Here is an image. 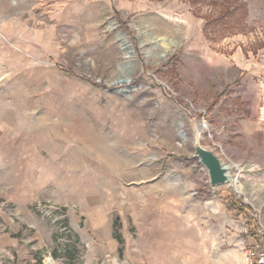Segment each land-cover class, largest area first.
<instances>
[{"label":"rangeland","instance_id":"obj_1","mask_svg":"<svg viewBox=\"0 0 264 264\" xmlns=\"http://www.w3.org/2000/svg\"><path fill=\"white\" fill-rule=\"evenodd\" d=\"M237 49L263 53L264 0H0V264H202L214 230L225 248L199 201L245 206V184L212 187L193 139L227 153Z\"/></svg>","mask_w":264,"mask_h":264},{"label":"crops","instance_id":"obj_2","mask_svg":"<svg viewBox=\"0 0 264 264\" xmlns=\"http://www.w3.org/2000/svg\"><path fill=\"white\" fill-rule=\"evenodd\" d=\"M240 52L238 49L235 50L234 56H230L232 60L227 62L229 65L227 67L233 68V70L240 68L253 72L251 75L240 76L237 86L230 88L233 90L230 93L231 101L236 99L237 103L220 101L215 104L214 108L224 111L227 109L239 111L233 121H226L223 125V140L227 153L222 158L231 167V177L245 184L246 207L245 212L238 216L239 212L236 209H231L225 198L199 201L208 207V212L212 216L221 219L226 224L225 227L228 228L222 231L226 236L225 248H222V241L219 237L221 233L218 230H214L213 233L209 232L208 237L206 234L204 235L205 240L201 246L202 264H245L243 250L246 246L249 247L255 243V237L248 224L251 222L252 212L255 209L260 210L264 221V121L261 120L258 113L264 95L262 81L264 78V51L261 55H252L248 52L247 59L240 57ZM219 61L222 63L223 58H220ZM259 61H261V66ZM238 74L237 71H234L233 78L237 79ZM222 79H226L225 75ZM252 82L257 85L253 89V97L248 98L250 89L247 86ZM92 146L93 155L105 153L102 141L95 140ZM235 184L238 187L236 181ZM237 191L241 192L239 188ZM236 200L234 199V201Z\"/></svg>","mask_w":264,"mask_h":264},{"label":"water","instance_id":"obj_3","mask_svg":"<svg viewBox=\"0 0 264 264\" xmlns=\"http://www.w3.org/2000/svg\"><path fill=\"white\" fill-rule=\"evenodd\" d=\"M130 81V80H129ZM127 78H121L118 84L129 82ZM193 149L195 157L207 171L209 183L212 187L229 183L232 180L231 167L227 164L217 150L202 142V133L198 126H194Z\"/></svg>","mask_w":264,"mask_h":264},{"label":"built area","instance_id":"obj_4","mask_svg":"<svg viewBox=\"0 0 264 264\" xmlns=\"http://www.w3.org/2000/svg\"><path fill=\"white\" fill-rule=\"evenodd\" d=\"M158 80V79H157ZM159 81V80H158ZM162 83V82H161ZM166 87L165 89L170 93V96L174 95L177 96L178 94L174 92L171 87L164 84ZM185 101L187 102V106H191V108L194 107L192 101L189 98H185ZM202 124H206V121L204 120ZM211 137V135H210ZM212 140V146L217 150V152L223 157L225 155L223 147L221 144ZM242 204V203H241ZM252 218H253V234L255 237V243L251 246H249L245 253V259L246 264H264V221L262 220L261 211L258 209H255V211L252 212Z\"/></svg>","mask_w":264,"mask_h":264},{"label":"trees","instance_id":"obj_5","mask_svg":"<svg viewBox=\"0 0 264 264\" xmlns=\"http://www.w3.org/2000/svg\"><path fill=\"white\" fill-rule=\"evenodd\" d=\"M225 200L227 201V203L231 209H236L239 213L245 212V206L243 204H239L238 202H236L232 199H229V198H225ZM248 224L251 227V231H252V223L248 222Z\"/></svg>","mask_w":264,"mask_h":264},{"label":"bare ground","instance_id":"obj_6","mask_svg":"<svg viewBox=\"0 0 264 264\" xmlns=\"http://www.w3.org/2000/svg\"><path fill=\"white\" fill-rule=\"evenodd\" d=\"M127 80L129 81L130 78L129 79L127 78ZM202 127H205V125H202ZM237 189H238V187H237ZM50 264H53V263L50 261Z\"/></svg>","mask_w":264,"mask_h":264}]
</instances>
